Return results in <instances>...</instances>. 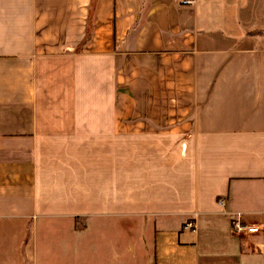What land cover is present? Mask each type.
<instances>
[{
    "label": "crops",
    "instance_id": "1",
    "mask_svg": "<svg viewBox=\"0 0 264 264\" xmlns=\"http://www.w3.org/2000/svg\"><path fill=\"white\" fill-rule=\"evenodd\" d=\"M0 264H264V0H0Z\"/></svg>",
    "mask_w": 264,
    "mask_h": 264
},
{
    "label": "built area",
    "instance_id": "2",
    "mask_svg": "<svg viewBox=\"0 0 264 264\" xmlns=\"http://www.w3.org/2000/svg\"><path fill=\"white\" fill-rule=\"evenodd\" d=\"M191 0H181L182 4H188ZM220 202V200H219ZM184 228H192L193 224L187 221L183 225ZM230 229L234 233L247 232L252 233L257 231V226L247 225L242 222L240 212H234L230 214Z\"/></svg>",
    "mask_w": 264,
    "mask_h": 264
},
{
    "label": "rangeland",
    "instance_id": "3",
    "mask_svg": "<svg viewBox=\"0 0 264 264\" xmlns=\"http://www.w3.org/2000/svg\"><path fill=\"white\" fill-rule=\"evenodd\" d=\"M129 258V256H127ZM127 259V258H126Z\"/></svg>",
    "mask_w": 264,
    "mask_h": 264
}]
</instances>
